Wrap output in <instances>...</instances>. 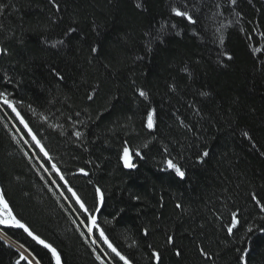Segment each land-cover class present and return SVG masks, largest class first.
Here are the masks:
<instances>
[{
    "label": "trees",
    "instance_id": "1",
    "mask_svg": "<svg viewBox=\"0 0 264 264\" xmlns=\"http://www.w3.org/2000/svg\"><path fill=\"white\" fill-rule=\"evenodd\" d=\"M0 3L9 5L0 16V44L8 48V55H0V91L11 93L28 125L0 105L2 189L17 217L51 243L64 264H101L96 255L103 253L107 264H123L98 231L86 232L82 210L67 191L71 187L91 207L95 184L106 197L98 222L132 264H156L153 251L161 253L160 264H243L244 252L247 264H264V212L252 199L255 194L264 203V51L253 52L264 50V0H237L235 6L229 0H59V13L49 0ZM185 3L196 25L171 12ZM229 21L221 45L216 29ZM165 22L164 43L153 41L147 51L146 34L159 32ZM69 26L78 31L65 45L53 49L45 43ZM97 44L100 51L92 53ZM224 51L233 59L221 56ZM185 65L193 79L180 71ZM51 68L65 79L58 80ZM137 87L149 93L147 100ZM94 88L96 96L88 101ZM151 108L157 110L155 130L145 126ZM125 141L132 169L121 159ZM204 150L210 154L201 164ZM169 158L182 166L185 178L167 169ZM81 167L91 175H80ZM232 211L240 223L229 235L224 226ZM1 229L40 264H55L24 232ZM168 235L174 245L166 243ZM201 246L210 259L200 255ZM18 258L0 238V264H16Z\"/></svg>",
    "mask_w": 264,
    "mask_h": 264
},
{
    "label": "snow or ice",
    "instance_id": "2",
    "mask_svg": "<svg viewBox=\"0 0 264 264\" xmlns=\"http://www.w3.org/2000/svg\"><path fill=\"white\" fill-rule=\"evenodd\" d=\"M49 3L53 6V8L55 9V11L57 13H59L61 11V4L59 3V0H49ZM229 3L233 6H235L237 4V0H229ZM7 7H9V5L0 3V16H3L5 14V10ZM136 7L142 8L143 5L138 3L136 5ZM171 12L176 17H180V18H183L184 20H186L188 22V24H190V25H196L198 23V18L194 17V15L192 13V9H190L188 7L187 3H185L182 6H173L171 8ZM236 16L238 18L237 23H239V19L241 18V14L239 12H237ZM53 23H55V21H53ZM231 24H232V22L229 21L227 24H221L220 27H218L216 29L217 33H221L218 37L221 45H223V43H224V36L222 34V29L230 26ZM167 26H169L168 22H165V24L161 25V29L159 32H156L155 34H153V33H147L146 34L147 36H149V40H148V43L146 45L147 51H149V52L152 51L151 44L153 41H158L161 44L164 43V31H165V28ZM170 27L175 29V28H177V24L171 23ZM3 30H4V25L0 24V31H3ZM77 31H78L77 27L69 26L63 30V33H62L60 38L45 40V43L49 44L51 48L56 49L60 46L65 45L66 40H70L72 38V34L76 33ZM240 31H244V29L241 28ZM177 34H179V33H177ZM260 35H261V37H264V32H261ZM99 51H100V46L98 44L91 47L92 53H98ZM262 51H264V50H262L259 47L253 49L254 53H260ZM0 55H8V48L5 44H0ZM220 55L223 57H226L227 60H229V61L233 59L232 55L227 53L226 51L221 52ZM137 59H142V57H137ZM218 62L221 63L222 66H226V65H223L222 60L218 59ZM50 71L56 76V78L58 80L62 81L65 79L64 75L60 71H58L56 68H51ZM180 71L187 74V77L189 79H193L192 70H190L187 65H185L183 68H181ZM132 83L135 85V81H132ZM169 87H170V90L173 92H175L177 89V85L174 83L169 85ZM135 91L139 97H142L145 100L148 99L149 93L144 88L137 87L135 89ZM197 94L199 96H203V97H208L211 95L210 92L201 91V90H197ZM95 96H96V89L94 88L87 96L88 101H93ZM0 105H3V106H6L7 108H10L12 112H15L16 115L18 117H20V122L24 123L23 117L20 116V113L17 110V106H16L17 102L11 98V93H9L7 91H0ZM189 107H193V105L189 104ZM195 114L200 115L201 110L199 108H195ZM77 115H79V113H77ZM156 117H157V110L155 108H151L148 111L147 119H146V125L145 126L147 129H149V130H155L156 129V127H157ZM180 125L186 129L191 130V125L186 124L183 120L180 121ZM24 126L26 128L28 127V125L26 123H24ZM29 133H31L30 128H29ZM74 136L77 138V140H80L84 137V133H82L79 130H76L74 132ZM242 136L249 141L252 140V136L249 134L248 131H243ZM32 139L35 140L38 145L40 144V141L37 140V138L34 134L32 135ZM154 139H155V137H154ZM148 146L149 145L147 143L143 145L144 148H147ZM253 146H255V145H253ZM41 151H44L43 146H41ZM163 151L165 153H168L169 150L165 146ZM209 154L210 153L208 150L202 151L200 153V155L198 156V162L201 164L204 163L205 158H207L209 156ZM44 155L48 156V152L44 151ZM135 155L140 156L141 153L139 151H137L135 153ZM49 159H51L50 156H49ZM121 159L123 160L124 166L126 168L132 169V168L136 167V165L132 162L133 156H132V152H131L130 147L128 146L127 141H125V144L122 148ZM88 163H91V161H89ZM165 163H166L167 169L174 171L175 174L179 178H181V179L185 178V176H186L185 170H183L182 166L178 162H176L174 160V158L167 159L165 161ZM52 168L56 169L57 172L60 171L56 167L55 164L52 165ZM79 174L84 176V177H89L91 175L90 172L87 171L84 167H81L79 169ZM60 179L61 180L64 179V176L62 174L60 175ZM89 183H91V180H89ZM93 187H94V199H93L91 207L77 192L73 191V189L71 187H69L67 189V191L72 193V196L75 198V203L79 206V209L82 210L81 214L84 216V220L81 221V224H83V226L86 229V232L88 234H93L94 231H98L99 232L98 238L102 239L104 241V243L107 244L108 248H110L111 251L113 253H115V255L117 257H119V259L121 261H123V264H132V261L127 256L121 254V252L118 251L117 248L112 244V242L109 240L108 236L105 233V229L103 227H101V224L98 222V214L101 212L102 208L105 206L106 197H105L104 189L99 184H95V185H93ZM133 199L139 201L140 197L134 196ZM252 199L259 206L261 212H264V203H262L260 199H257L255 194H252ZM181 207H182V205L176 204V208L179 209ZM238 216H239V213L237 211H232L230 213L229 223L224 226L229 235L233 234V230L240 223ZM221 218H222V216H221ZM105 223H111V221H105ZM0 225H10V226H13L15 228L22 229L24 232L27 233L28 236L32 237L33 240H35L39 244L43 245L46 249H48L51 252L52 257L55 261V264H63L61 253L55 247H53V245L51 243L46 242L44 239H41V237L39 235H36L33 232V230L29 227V225L27 223L23 222L22 219L17 218V215L14 214L12 207L10 206L8 200L5 198L4 190L2 188H0ZM79 226L80 225H77V227H79ZM252 231H253V229L251 227H249L248 232H252ZM260 231L264 232V227L260 228ZM143 233L145 236H148L149 235V229L147 227H145L143 229ZM81 235L85 236V233L81 232ZM85 238L88 239L89 237L86 236ZM92 242L96 243V240L94 239ZM166 243L169 245H174L175 244V237L173 235H168L167 239H166ZM20 247H21V249H23V245H20ZM26 251L27 250L25 249V250H22L19 252V258L16 260V264H40V261L36 260L35 257L30 258V254L26 255ZM198 251H199L201 256H203L205 258H209V259L211 258L209 253L205 250V248L203 246L199 247ZM107 255H108L107 253L97 254L96 259L99 260L101 262V264H107V262L105 260V257ZM151 255H152V258L156 261V264H160L161 253L159 251H153ZM175 255L177 257L181 256L182 255L181 249L176 248L175 249ZM246 257H247V252H244L240 257L243 264H247Z\"/></svg>",
    "mask_w": 264,
    "mask_h": 264
},
{
    "label": "bare ground",
    "instance_id": "3",
    "mask_svg": "<svg viewBox=\"0 0 264 264\" xmlns=\"http://www.w3.org/2000/svg\"><path fill=\"white\" fill-rule=\"evenodd\" d=\"M2 227H10V225H0V238L7 243L9 246L14 247V249H16L18 252L25 250V248L23 247V249H21L20 244H18L17 242H15L13 239H11L10 237H8L3 231H2ZM16 247V248H15ZM30 254V258L33 257L31 255V253H29L28 251H26V255Z\"/></svg>",
    "mask_w": 264,
    "mask_h": 264
},
{
    "label": "water",
    "instance_id": "4",
    "mask_svg": "<svg viewBox=\"0 0 264 264\" xmlns=\"http://www.w3.org/2000/svg\"><path fill=\"white\" fill-rule=\"evenodd\" d=\"M0 188H2V184H1V178H0ZM10 204V203H9ZM11 206V205H10ZM12 207V206H11ZM13 209V208H12ZM13 212H14V210H13ZM14 214H15V212H14ZM18 218V217H17ZM10 227H13V226H10ZM13 228H15V227H13ZM16 229H18V228H16ZM18 230H20V231H22V232H24L22 229H18ZM34 232V231H33ZM25 233V235L26 236H28L27 235V233L26 232H24ZM35 233V232H34ZM36 234V233H35ZM37 235V234H36ZM31 240H33L32 239V237H30V236H28ZM42 239V238H41ZM38 246H40L41 248H43V249H45L46 251H48L50 254H51V252L48 250V249H46L43 245H41V244H39L37 241H35V240H33ZM47 242V241H46ZM52 255V254H51ZM62 257V256H61ZM62 261H63V258H62ZM63 264H64V261H63Z\"/></svg>",
    "mask_w": 264,
    "mask_h": 264
},
{
    "label": "rangeland",
    "instance_id": "5",
    "mask_svg": "<svg viewBox=\"0 0 264 264\" xmlns=\"http://www.w3.org/2000/svg\"><path fill=\"white\" fill-rule=\"evenodd\" d=\"M34 142H36L35 140H34ZM38 145V144H37ZM38 147V149L41 151V146L40 145H38L37 146ZM43 154H44V152L43 151H41ZM54 170V172H56V173H58L59 174V172H57L56 171V169H53ZM74 198V197H73ZM75 199V198H74ZM98 235H99V232H98ZM9 237V236H8ZM84 238L86 237V235L85 236H83ZM12 239V238H11ZM86 239V238H85ZM14 240V239H13ZM15 242H17L16 240H14ZM104 242V241H103ZM18 243V242H17ZM19 244V243H18ZM105 244V243H104ZM21 245V244H20ZM106 245V247L108 248V246H107V244H105ZM12 247V246H11ZM14 248V247H13ZM16 248V247H15ZM17 249V248H16ZM110 251H111V249L110 248H108Z\"/></svg>",
    "mask_w": 264,
    "mask_h": 264
}]
</instances>
